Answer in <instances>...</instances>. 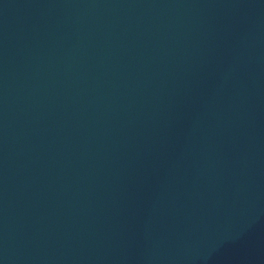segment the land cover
I'll use <instances>...</instances> for the list:
<instances>
[{"label":"water","instance_id":"obj_1","mask_svg":"<svg viewBox=\"0 0 264 264\" xmlns=\"http://www.w3.org/2000/svg\"><path fill=\"white\" fill-rule=\"evenodd\" d=\"M0 264H264V0H0Z\"/></svg>","mask_w":264,"mask_h":264}]
</instances>
